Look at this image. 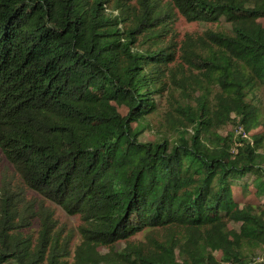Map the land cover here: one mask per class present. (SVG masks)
I'll list each match as a JSON object with an SVG mask.
<instances>
[{
    "label": "trees",
    "instance_id": "trees-1",
    "mask_svg": "<svg viewBox=\"0 0 264 264\" xmlns=\"http://www.w3.org/2000/svg\"><path fill=\"white\" fill-rule=\"evenodd\" d=\"M178 14L210 25L179 37ZM263 18L264 0H0V264H264V138L221 132L260 124ZM157 112L169 129L143 140Z\"/></svg>",
    "mask_w": 264,
    "mask_h": 264
},
{
    "label": "rangeland",
    "instance_id": "rangeland-1",
    "mask_svg": "<svg viewBox=\"0 0 264 264\" xmlns=\"http://www.w3.org/2000/svg\"><path fill=\"white\" fill-rule=\"evenodd\" d=\"M264 22V18L261 19ZM207 25L198 21H187L182 15L178 14V19L175 23V28L179 34V37H183L184 33L187 31H201L207 27ZM160 101V109L162 111L165 106V98H159ZM253 102L257 104L259 108V122L260 124H256L249 128L250 130H246L247 128L238 124L230 125L229 127H225L221 129V132L225 135L228 131L232 132L235 135V138H245L251 143H254V134L262 135L264 138V89H259L256 91L255 97H253ZM160 114V112L153 113L152 115V126L155 124L154 127L148 129L146 133L143 134L142 139L147 140L150 138H154L159 136L160 133L157 131L161 129H169L168 125L165 124L166 120ZM172 137L176 136L177 129H171ZM250 199H253L252 194L249 196ZM53 210H55V217L58 219V223L60 225L65 226L66 230H73L74 232V242L75 244L79 242L80 235L77 233L78 225L81 223V219L79 215H73L65 212L60 206L55 205L53 203L47 202ZM250 260L252 263H256L261 261L264 257V246L260 248H254L253 251L250 252ZM219 264H236L229 261H225L221 258V255H216Z\"/></svg>",
    "mask_w": 264,
    "mask_h": 264
}]
</instances>
